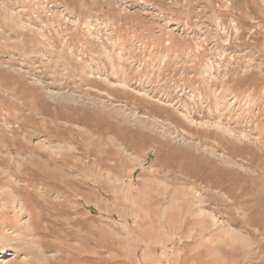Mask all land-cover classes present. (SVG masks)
I'll use <instances>...</instances> for the list:
<instances>
[{"label": "rangeland", "instance_id": "1", "mask_svg": "<svg viewBox=\"0 0 264 264\" xmlns=\"http://www.w3.org/2000/svg\"><path fill=\"white\" fill-rule=\"evenodd\" d=\"M0 171V264H264V0H0Z\"/></svg>", "mask_w": 264, "mask_h": 264}, {"label": "bare ground", "instance_id": "2", "mask_svg": "<svg viewBox=\"0 0 264 264\" xmlns=\"http://www.w3.org/2000/svg\"><path fill=\"white\" fill-rule=\"evenodd\" d=\"M207 136V135H206ZM253 143V142H252ZM198 148V147H197ZM212 151V150H211ZM215 150H213L214 152ZM2 157V156H1ZM11 158V156H9ZM232 157V156H231ZM3 158V157H2ZM20 158V157H19ZM224 158V157H223ZM6 159V156H5ZM9 159V158H7ZM229 159V156H228ZM234 160V159H233ZM6 161V160H4ZM10 161V160H8ZM13 161V160H12ZM232 161V160H229ZM16 162V161H15ZM233 162V161H232ZM8 163L7 165L5 163V165L8 167ZM17 163V162H16ZM11 164V163H10ZM26 164V163H25ZM24 164V165H25ZM19 165V164H18ZM2 166H4L2 164ZM10 166V165H9ZM16 166V165H15ZM6 167V168H7ZM4 168V167H3ZM5 168V169H6ZM9 168V167H8ZM4 171V170H2ZM6 171V170H5ZM1 172V171H0ZM3 172H1L0 174H2ZM1 176V175H0ZM14 181V180H13ZM18 184V183H17ZM11 187V186H10ZM26 203V202H25ZM24 201L22 199H20L15 195L13 189H3L2 192L0 193V223L2 224V226L6 227V228H12V227H16V230H20V231H24L25 229L30 228L31 224H32V215H30V218H28L26 223H23L24 221H22V215L26 213L27 211V207L25 205ZM201 207V206H200ZM29 210V209H28ZM13 214V215H12ZM25 216V215H23ZM29 217V216H28ZM34 219V218H33ZM31 229V228H30ZM29 229V230H30ZM2 230V229H1ZM10 248L9 247H4L0 249V253H5L7 251H9Z\"/></svg>", "mask_w": 264, "mask_h": 264}]
</instances>
